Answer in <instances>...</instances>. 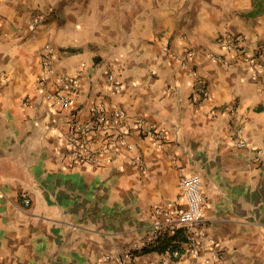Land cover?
<instances>
[{
  "label": "crops",
  "instance_id": "1",
  "mask_svg": "<svg viewBox=\"0 0 264 264\" xmlns=\"http://www.w3.org/2000/svg\"><path fill=\"white\" fill-rule=\"evenodd\" d=\"M261 66L264 0H0V264H166L170 245L177 264H264ZM93 105L126 128L101 152L100 124L97 159L74 161L68 120ZM190 172L203 223L174 229Z\"/></svg>",
  "mask_w": 264,
  "mask_h": 264
},
{
  "label": "built area",
  "instance_id": "2",
  "mask_svg": "<svg viewBox=\"0 0 264 264\" xmlns=\"http://www.w3.org/2000/svg\"><path fill=\"white\" fill-rule=\"evenodd\" d=\"M219 41L228 45L233 44V38L228 34L219 36ZM49 52L53 50L52 46H48ZM242 55V60L246 66L250 69L257 68L259 61L255 57H251L239 49ZM189 55H194V50H189ZM212 57L219 58L218 55L213 54ZM264 66L259 67L260 70ZM59 81L62 86L53 95V99L59 102L61 105L66 106L71 103V97L65 93L67 86V80L64 76H60ZM107 81L109 82L112 91L117 92L120 90L121 83L119 78L113 72L107 74ZM200 92L207 94V81L204 77H199ZM92 115L89 119L80 120L75 116H71L68 120L69 135L68 143L70 144L69 157L74 161H88L95 160L96 152L92 153L89 150L90 140L88 134L97 129L100 124L108 123L110 119L116 124V133L104 134L103 143L100 147V151L104 152L109 149V146L113 143L116 137H118L126 128L124 122V114L122 111L115 109L110 114L104 112L100 105H93ZM155 136H158L154 132ZM237 143L241 146L246 144V141L241 137V132L238 131L236 134ZM261 152V150H259ZM181 192L184 198L185 205L178 211V216L174 225V229L198 227L200 228L203 223L202 206H203V193L201 190V177L197 172H190L181 176L180 180ZM23 204L28 205L30 200L23 198ZM195 246L191 245V249L195 250ZM139 249L128 250L123 257L121 256H106V259L111 261L112 264H136L135 256ZM181 255L180 248L169 246L162 254V262L166 264H177L178 259Z\"/></svg>",
  "mask_w": 264,
  "mask_h": 264
},
{
  "label": "trees",
  "instance_id": "3",
  "mask_svg": "<svg viewBox=\"0 0 264 264\" xmlns=\"http://www.w3.org/2000/svg\"><path fill=\"white\" fill-rule=\"evenodd\" d=\"M170 246L175 247L174 245H170Z\"/></svg>",
  "mask_w": 264,
  "mask_h": 264
}]
</instances>
